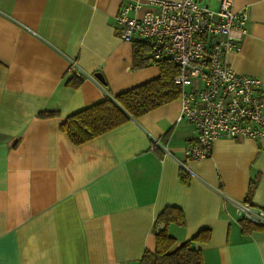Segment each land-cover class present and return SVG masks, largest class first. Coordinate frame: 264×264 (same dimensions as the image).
I'll return each instance as SVG.
<instances>
[{
    "label": "crops",
    "instance_id": "crops-1",
    "mask_svg": "<svg viewBox=\"0 0 264 264\" xmlns=\"http://www.w3.org/2000/svg\"><path fill=\"white\" fill-rule=\"evenodd\" d=\"M122 2L0 0V264H137L154 251L167 207L184 218L167 226L172 250L208 229L206 242L191 243L200 264H264V229L243 232L237 212L244 202L264 209V140L218 138L208 157H186L195 132L177 121L179 96L80 144L60 129L159 75L145 43V65L133 68V44L113 22ZM231 8L249 19L241 50L225 60L262 82L264 100V0Z\"/></svg>",
    "mask_w": 264,
    "mask_h": 264
},
{
    "label": "built area",
    "instance_id": "built-area-1",
    "mask_svg": "<svg viewBox=\"0 0 264 264\" xmlns=\"http://www.w3.org/2000/svg\"><path fill=\"white\" fill-rule=\"evenodd\" d=\"M231 5L232 0H219L216 9L201 0H124L113 19L120 39L147 44L150 63L169 61L177 67V121L194 129L184 148L192 159L208 157L218 138L264 140L262 82L235 73L225 60L241 50L249 19L247 8L233 11ZM237 212L264 227V209L244 203Z\"/></svg>",
    "mask_w": 264,
    "mask_h": 264
},
{
    "label": "trees",
    "instance_id": "trees-1",
    "mask_svg": "<svg viewBox=\"0 0 264 264\" xmlns=\"http://www.w3.org/2000/svg\"><path fill=\"white\" fill-rule=\"evenodd\" d=\"M146 50L147 46L144 43H133L134 69L145 65L144 54ZM158 65L159 75L156 78L113 96L106 94L101 102L67 116L59 125L60 129L70 141L80 144L118 127L130 118H137L176 99L180 94V87L174 83L177 67L169 61H161ZM80 82L81 78L76 76H72L69 80V84L73 87L78 86ZM102 84L104 85V83ZM184 176L182 173V177ZM253 188L250 189L248 196L252 194ZM240 222L243 232L256 228L264 229V227L242 218H240ZM171 223L181 226L184 224V218L179 209L167 207L154 221V251H145L137 264L201 263V252L198 249H193L191 243L206 242L209 230H199L188 241L172 250L176 241L167 231V226ZM158 225L161 226L157 228Z\"/></svg>",
    "mask_w": 264,
    "mask_h": 264
},
{
    "label": "water",
    "instance_id": "water-1",
    "mask_svg": "<svg viewBox=\"0 0 264 264\" xmlns=\"http://www.w3.org/2000/svg\"><path fill=\"white\" fill-rule=\"evenodd\" d=\"M94 77H95L98 81H100L101 83H104L103 78H102V76H101L99 73H95V74H94Z\"/></svg>",
    "mask_w": 264,
    "mask_h": 264
}]
</instances>
